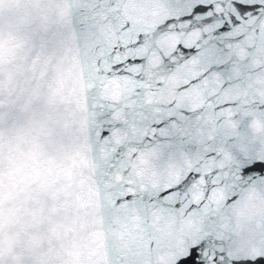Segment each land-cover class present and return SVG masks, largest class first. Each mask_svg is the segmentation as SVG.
<instances>
[{
	"label": "snow or ice",
	"instance_id": "snow-or-ice-1",
	"mask_svg": "<svg viewBox=\"0 0 264 264\" xmlns=\"http://www.w3.org/2000/svg\"><path fill=\"white\" fill-rule=\"evenodd\" d=\"M5 27L83 93L87 264H264V0H0Z\"/></svg>",
	"mask_w": 264,
	"mask_h": 264
},
{
	"label": "water",
	"instance_id": "water-1",
	"mask_svg": "<svg viewBox=\"0 0 264 264\" xmlns=\"http://www.w3.org/2000/svg\"><path fill=\"white\" fill-rule=\"evenodd\" d=\"M4 12L6 19L20 24L21 28L24 27L17 15L15 4L6 5ZM18 43L19 32L16 28L0 29V210L4 208L3 212H0V264H87L89 251L95 241L93 222L86 220L92 212L86 188L87 181H82L83 176H87V171L83 172L86 167L83 150L87 130V111L86 105L83 104L85 99L66 60L56 53L42 56L27 47H13ZM37 56L41 58L37 60ZM56 96L62 100L61 105L54 100ZM72 107H77L83 114L79 112L80 114L66 116L62 113L71 112ZM65 117L67 118L64 119ZM74 132L76 139L72 135ZM70 138L75 141L74 145L70 143ZM5 139L8 142H5ZM80 142H83L82 146ZM58 147H62L60 151ZM71 147H75L71 157L59 170H52L51 166L49 174L43 176L42 185L36 188V196L30 201L36 207L34 215L20 212L17 208L18 200L23 201L27 187L33 184L31 179L27 182L25 178H34L38 173L36 167L30 166L31 161H39L47 155L51 162L52 154L60 159ZM49 149L51 154L46 153ZM18 153L25 157L23 165ZM78 156H84L80 164ZM72 162L78 164L75 179L78 181V191L80 187L82 192H77L78 194L70 198L71 195L69 197L63 193L75 185L74 181L67 183L66 172L68 167L73 168L70 167ZM21 172V176H17V173ZM63 177L66 179L62 183L58 179ZM52 184L57 186L53 195L64 196H59L56 200L46 197L47 194L52 195ZM39 198L41 202H37ZM59 199L65 203L59 211L63 214V220L69 222L73 217L77 224L71 225L70 229L60 227L57 235L60 236L61 233L67 237L56 236L52 239L51 232L49 238H43L39 243V230L41 232L42 228L44 231L52 228V224L61 220L59 214L57 222L53 223L52 218L49 219L48 214L40 209L48 208L52 214L50 205L56 204ZM30 217L36 222L30 224ZM78 230L85 234L75 236V231ZM90 234L93 237L92 243H89ZM82 241L89 243L85 249L79 247ZM41 242L44 244L40 245ZM11 254L13 259L9 258Z\"/></svg>",
	"mask_w": 264,
	"mask_h": 264
}]
</instances>
